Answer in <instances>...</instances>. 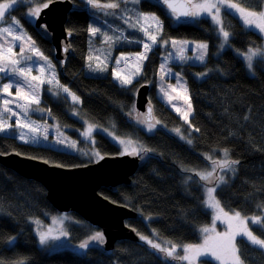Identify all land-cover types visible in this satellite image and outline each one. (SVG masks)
Listing matches in <instances>:
<instances>
[{"label":"trees","instance_id":"1","mask_svg":"<svg viewBox=\"0 0 264 264\" xmlns=\"http://www.w3.org/2000/svg\"><path fill=\"white\" fill-rule=\"evenodd\" d=\"M71 1L74 9L69 13L66 27L76 36L72 41L74 55L69 57L65 67L56 59L53 45L39 33L34 21L27 17L29 3L21 2L11 11V16L20 21V29L35 41V45L54 65L60 84L68 87L81 101L73 103L71 97L63 92H59L60 99L55 100L49 91L51 86L44 84L40 104L34 105L32 109L40 113L46 110L47 114H28L29 119L39 125L45 122L56 124L68 135L88 145L90 141L102 156L118 154L117 145L103 134L94 133L95 130L91 139L82 136L83 140L80 135L67 131V128L76 127L82 133L87 127V124L85 127L72 116L71 111L76 109L91 123L112 125L118 136L131 138L151 150L141 153L146 155V159L132 177L133 186L123 184L116 191L107 188L100 190L104 197L115 202L121 199L125 191L127 206L144 215L143 220H128L126 224L136 228L141 235L152 236L154 233L160 239L184 244L200 242L199 229L211 223L212 215L203 205L202 185L205 182L200 181L193 171L185 169L206 168L209 163L205 159L206 155L217 149H228L230 158L240 162L234 179L217 190V199L226 210L230 207L248 216L259 214L256 206L264 202V62H261V58L255 61L253 68L256 74L252 75L236 52H244L249 47H264L263 37L247 30L237 17L225 11L223 19L232 35L229 46L218 54L220 38L210 19L200 18L175 24L168 10L155 0L139 2L140 12L155 13L163 22L160 39H187L208 44L205 63L176 66L186 80L191 99L192 127H189L158 97L161 43L154 45L147 53L148 59L142 62L141 74L133 78L131 85L122 86L113 75L114 69L123 70L122 75L135 71L132 65L137 63L136 54L144 51L143 42H149L142 32H129V42L114 49L106 75L86 74L88 29L97 18L87 0ZM100 2L107 3L110 0ZM0 26H7V23ZM121 56L129 58L128 67L124 62L116 65V58ZM45 68V75H48L46 65ZM201 73L207 75L201 76ZM144 84H151L150 98L161 123L152 134L137 125L135 117L138 112L136 109L133 112V107L136 108V93ZM52 91L58 92L57 89ZM20 118L23 119V116ZM16 119L12 117L9 123L15 125ZM169 128H191L192 132L194 130L193 144L180 140L167 131ZM21 132L30 138L31 133L27 128L13 127L7 132H0V153L17 152L64 167L97 161L80 153L45 146L40 142L42 138L38 142L26 143L19 138ZM57 214L59 212L47 200L41 184L0 164L2 264H18L19 261L24 264H173L144 241L121 240L113 251L104 250L100 244H90L84 255L67 250L48 252L40 247L33 220H44L47 215ZM69 216L65 228L73 245H79L96 232H101L78 214L71 212ZM253 232L264 238L256 227H253ZM11 238H15L13 243H9ZM237 246L241 249L245 264H264L262 250L240 239ZM212 264H216L215 261Z\"/></svg>","mask_w":264,"mask_h":264},{"label":"snow or ice","instance_id":"2","mask_svg":"<svg viewBox=\"0 0 264 264\" xmlns=\"http://www.w3.org/2000/svg\"><path fill=\"white\" fill-rule=\"evenodd\" d=\"M22 0H0V24L7 23V26H0V40L4 43L0 44V73L6 74L7 78L10 80L9 83H4L0 86V93L6 96L13 97V99H4L3 104L0 105V132H7L13 127L17 129H28L31 133L30 138H26V134L21 132L20 139L24 140L26 143L38 142L40 138L44 140L48 139L47 130L48 125H39L35 121L29 119V111L32 110L33 105L40 104V92L44 84H48L51 87L49 91L57 89L58 92L54 94H59V92L66 93L67 96L71 97L73 103H80V97L72 92L68 87L60 84L57 78L55 67L50 60L39 49L35 46V41L32 40L27 33H24L20 29V21L14 16H11V11L16 7L18 3ZM121 2L127 3V0H110L107 3H101L100 0H87V3L91 5L94 9L102 10H117L121 7ZM140 0H133V3L138 4ZM52 3V0H29L28 15L34 19H39L40 14L43 9H47ZM157 3H162L166 7L171 17H174L177 22H180L182 18H200L207 17L210 18L212 24L220 37H222V43L220 47L223 48L228 44L232 33L227 30L222 9L226 10L228 15L237 17L246 28L257 30L259 33L264 34V0H157ZM131 19V18H129ZM128 23L126 19L124 21ZM45 31L47 25H40ZM129 27L137 29L144 34L147 41L143 42L142 46L144 51L136 54L137 63L132 65L135 68L134 72L129 71L128 75H122V71L113 70L114 77L119 81L122 86L131 85L133 83V78L141 74L143 68V61L148 59L147 53L152 50V47L157 43L162 45H168L169 40L160 39L163 32V22L160 17L155 13H145L137 12L135 17V22L129 24ZM17 29H20L18 32ZM92 36L98 34L103 35V42L108 44L109 49L112 44L121 39L120 36H111L107 33H101V30L97 27L90 26L88 29ZM71 35V32L68 33ZM11 37V40H8ZM15 41H22L20 44V51L16 53L14 51ZM171 46L176 49V58L185 61L189 59L184 53L186 51V46L190 43L189 41H177L171 40ZM198 55L195 59L203 62L208 52V44L204 42H193ZM27 45V46H25ZM68 49L65 48L64 51ZM99 51V50H97ZM31 53V55H28ZM244 60L247 62V67L252 70L254 67V60L256 58H261V62H264V47H249L246 51L240 53ZM43 60L44 65L35 67L33 63L32 66H22L27 61H35L36 58ZM172 57V53H169L165 57V63H161V82L164 81L166 76H174L177 81V86L183 90L184 94L177 91V86L168 84L167 88L161 84L160 92L168 102L171 104L173 100L181 99L187 104L188 111L183 113V119L188 122V116L190 115L192 105L190 98L187 95L188 89L186 83H182V77L179 73H172L171 68L167 67V61ZM88 68L93 72H104L107 71V60L109 56H93L90 54L88 56ZM128 59L126 57H118L115 60L117 66L124 62L125 66L128 67ZM49 70V74L45 75L46 68ZM38 72V75H32L33 70ZM201 76L207 75L206 73H201ZM12 77H16L17 80L12 82ZM15 87V94L11 89ZM169 90L172 92H177L176 96L170 95ZM23 101V103L19 102ZM15 104L16 108L20 109V112L13 110L10 105ZM175 107V105H173ZM179 112L180 108H176ZM133 112L135 108L133 107ZM5 114H8L7 117ZM131 116L132 113H129ZM23 116V119L20 117ZM143 116V119L140 117ZM12 117H17L15 125L9 123ZM137 121L141 124H145L147 129L151 131L160 123L159 120H155L152 115V109L149 106L148 112L146 114L136 113ZM247 119V117H245ZM154 121V122H153ZM86 129L81 133L85 139H91L93 131L97 128V125L93 123H88ZM43 129V131H41ZM57 131L59 132V127L57 126ZM105 131H108L105 129ZM178 134L179 129H174ZM199 131V129H196ZM113 137L120 145L123 146L122 155H136L139 156L142 152L151 151L150 149L139 145L136 141L131 138H121L116 136L113 132L108 133ZM62 135V133H61ZM184 138V137H182ZM57 143L64 144L65 140L58 139ZM94 143V141H93ZM187 143L191 144L192 141L189 139ZM70 147L75 148L76 142L72 141L69 144ZM94 155L99 159L104 157L99 153L95 152ZM224 158L220 160L212 159L211 156H206L205 159L211 161V170L198 171L195 169H185V171H193L196 176L199 177L200 181L205 182L202 187H204V199L203 205L212 211V223L211 226H203L199 229L203 236V240L200 243L195 244H184L176 243L173 241H163L162 243H157L148 236L139 235V239L144 241L152 249L158 253H162L164 257L171 260H176L182 262V264H212L213 261L218 262V264H245L242 259L241 249L237 246V238L241 241H246L250 245L264 250V238L254 234L249 224L255 226L261 235H264V202L257 204L259 209V214L248 216L242 214V211L230 208L226 211L225 207L221 205L219 199H217L216 192L217 187L221 184H226L224 175H217V170L221 172H236L235 165L240 162L238 160L229 159V150L223 149ZM47 163V161H44ZM60 165H57L59 167ZM191 179V177H189ZM215 184L213 187H208L207 185ZM220 221L222 224L226 225L223 232H218L216 230V222ZM56 221L54 220V223ZM62 223V220L60 221ZM36 223H39L37 221ZM39 243L41 245H46L49 240H59L61 237H67L68 233L64 230L59 231V235H52V229L47 232H39ZM15 238H11L9 243ZM96 242L100 245L105 243V237L102 232H96L94 235L90 236L88 240L83 241L79 244L80 249H87L89 244ZM2 264V262H0ZM18 264H24L23 261H19Z\"/></svg>","mask_w":264,"mask_h":264},{"label":"water","instance_id":"3","mask_svg":"<svg viewBox=\"0 0 264 264\" xmlns=\"http://www.w3.org/2000/svg\"><path fill=\"white\" fill-rule=\"evenodd\" d=\"M158 4L166 9L162 3ZM73 9L74 3L71 0H54L47 9L42 10L39 19L34 21L39 33L53 45L55 57L63 66L69 57L74 55L72 41L76 35L66 27L69 13ZM192 19L182 18L181 21L188 22ZM40 25H47L46 31ZM69 32L71 35H68ZM65 48L68 50L64 51ZM150 88L149 84H145L138 90L136 111L146 114L150 106L153 117L158 120L154 104L149 97ZM141 117L143 119V116ZM103 157L87 165L64 167L11 152L0 153V163L22 177L41 182L47 188V200L57 212L76 213L99 228L105 237V243L100 246L106 251H113L121 240L141 241L138 230L127 225L126 221L143 220V214L132 208L114 204L104 197L100 190H114L119 185L132 182V177L142 165L143 159L136 155L119 154Z\"/></svg>","mask_w":264,"mask_h":264},{"label":"rangeland","instance_id":"4","mask_svg":"<svg viewBox=\"0 0 264 264\" xmlns=\"http://www.w3.org/2000/svg\"><path fill=\"white\" fill-rule=\"evenodd\" d=\"M22 2L23 3H29V0H22ZM89 7L91 8V11H93L95 13V16L97 18L94 22H92V24L90 26L99 28L101 30V33H107L108 35H111V36H114V37L115 36H120L121 37V39L119 41L113 43L112 44V47L109 49L108 44H106V43L103 42V35L98 34L96 36H92L89 33V36H88V52H87V58H88V56L90 54V51H91V54L94 57L95 56H101V58H103L104 56H109V59L107 60V71H104V72H93V71H90L89 68H88L89 61L87 59L86 60V64H87V66H86V73L88 75H94V76L103 75L104 76L108 72L109 64H110V62L112 60L114 49L117 46H120V45L124 44L125 42H129V38H128V33L129 32H139L138 28L137 29H133V28L129 27V24L135 22L136 13L137 12H140V10H139V3L136 4V3H133V0H127V3L121 2V7H120V9H117V10L94 9V8L91 7V5H89ZM225 11L226 10H223L222 9V14ZM169 15H170V13H169ZM27 17L31 21H35V19L32 18V17H30L29 15H27ZM129 18H131V19H129ZM200 18H207V17H203L202 16ZM200 18L192 19V21L199 20ZM126 19L128 20V23H125L124 22ZM172 19H173V22L175 24H178L179 23V22H177L175 20L174 17H172ZM208 19H210V18H208ZM246 29L247 30H251V31H255V32L259 33L257 30H253V29H250V28H246ZM259 34L264 39V34H261V33H259ZM219 38H220V44H221L223 42L222 41V37L219 36ZM8 40L10 41L11 40V37H8ZM171 40H177V41H185L186 40V41H189L190 42L186 46V51L184 53L187 57H189V59H187L185 61H181V60H179V59L176 58V49H174L171 46V43H170ZM193 42L199 43V42H204V41H191V40H187V39H170L168 45H166V46L165 45H162L161 46L162 53H163L161 63H165V57L168 56L169 53H172V57L166 62L167 63V67L168 68H171L172 73H179L180 74V76L182 77V83H186V80L183 77L182 73L176 68L177 65H183V64H186V63L203 64V63H205V61L207 59V55H206L205 60L203 62H200L199 60L195 59V56L198 55V52L195 49V46H194V43ZM3 43H4V41L3 40H0V44H3ZM21 43H22V41H15L14 42V44H15L14 51L16 53H19V51H20V44ZM204 43H206V42H204ZM220 44H219L218 54H221L229 46V42L223 48L220 47ZM25 46H27V45H25ZM97 50H99V51H97ZM39 51L41 52L40 49H39ZM240 53H242V52H239V51L236 52V54L244 61L245 66H246L248 72L250 74H252V75L256 74V71L254 70V68L252 70H249L248 69L247 62L244 60L243 56L240 55ZM28 55H31V53H28ZM257 59L258 58H256L254 60V63H255V61ZM33 63L35 64V67H39L40 65H44V61L43 60H40L37 57L34 62L33 61H27L22 66H32ZM35 67H34V70H33V73L32 74L33 75H38V72L35 70ZM160 77H161V72H160V68H159L158 78H157V87H158L157 94H158V97L166 105H168L185 122L186 125H188L189 127H192L191 124H190V117L192 116V112H193L192 109H191L190 115L188 116V122H186L185 119H183L182 117H183V113L186 112V111H188L187 104H185V102L183 100H181V99L173 100L172 103L170 104L168 102L167 98H165L163 96V94L160 92V88H161V84L162 83H163V86L166 87V88H167V85L168 84H172L174 86H177L176 78L174 76H166L165 79H164V81L161 82ZM0 80H1L0 81V86H2V84H4V83H9L10 82V80L7 78L6 74H3V73H0ZM16 80H17L16 77H12V82H15ZM186 87H187V85H186ZM11 91L13 92V94H15V87H13L11 89ZM177 91L180 92L181 94H184L183 93V90L180 89L179 86H177ZM169 92H170V95H172V96H176L177 95V92H172L171 90H169ZM51 93L54 94L56 92L55 91H51ZM187 95L190 98L188 92H187ZM4 99H13V97H9V96H6L3 93H0V105L3 104V100ZM19 102L23 103V101H19ZM190 102H191V100H190ZM173 105H175V107H173ZM10 107H12L14 111L20 112V109L19 108H16L15 104L10 105ZM176 108H180V111L177 112L176 111ZM29 114H37V115H40L42 113H40V112L35 111V110L32 109V110L29 111ZM71 114H72V116H74L77 119H79L85 125V127H86V123H85L86 121L88 123H91L90 121H88L87 119H85L76 109H73L71 111ZM137 124L145 132H147L149 134H152V133H154L157 130V126L154 129H152L151 131H149L147 129V126L145 124H141L139 122H137ZM43 125H48L49 126L48 127V130H47L48 139L47 140H44L42 138L41 141H40L43 145L50 146V147H54V148H59V149L66 150V151H70V152L80 153L82 156L87 157L89 159H92L93 161H95L96 159L99 160L98 157H96L95 155H93L97 151H96V148L91 144L90 141H89L90 144L88 145L87 142L81 141L79 138L72 137V136L68 135L67 133H65L64 131H62L61 129H59V132H58L57 131V125L56 124L53 125V124H49L48 122H45ZM95 125H97V128L95 129L94 133H100V134H103L104 136H106L109 140H111L114 144L117 145V147H118V154L119 155H122L121 153L123 152V146L120 145L116 140L113 139L112 136H110L108 134L109 132H113V129H112L113 126L112 125L102 126V125H98V124H95ZM67 129L70 130V128H67ZM105 129H107L108 131H105ZM179 130H180V132L178 134L172 128L167 129V131H169L170 133L176 135L180 140H182V141H184L186 143H187V140L190 139L192 141V143L190 145H192L193 144V133H194V130H193V132H192L191 128L188 129V130H185V129H179ZM42 131H43V129H42ZM61 133H62V135H61ZM80 137L83 140L81 134H80ZM182 137H184V138H182ZM121 138H125V137H121ZM58 139L65 140V143L64 144L57 143V140ZM72 141H75L76 142V147L75 148H72V147L69 146L70 142H72ZM137 143L139 145H142L139 142H137ZM187 144H189V143H187ZM91 153H93V154H91ZM143 156L146 158V155H143ZM206 156H211L212 159H216V160H220V159H223L224 158L223 150H219V149L214 150L212 153H208ZM229 159L232 160L230 158V156H229ZM208 161H209L208 166L206 168H204L202 170H198V171L211 170V161L210 160H208ZM235 168H236V172L235 173H232V172H221V171L217 170V173L216 174L217 175H224L225 176V180L227 181L226 184L219 185V187H217V190L219 188L227 185L231 180L234 179V177L236 176V173H237V165H235ZM213 186H215V184H211L208 187H213ZM202 189H203V194H204V187H202ZM210 212H211V215H212V211L211 210H210ZM69 219H70L69 213H59L57 215H52V216L47 215L46 216V219H44V220L34 219L33 220L34 225H35L34 226V231L38 235V233L41 232V231L47 232L49 229H52V235H59V231L61 229L64 230V231H66L65 225H66V222ZM149 219L150 218H147V220H149ZM54 220L56 221L55 223H54ZM61 220H62V223L60 222ZM37 221H39V223H36ZM211 223H212V221H211ZM211 223L209 225H207V226H211ZM249 227L253 231V227H255V226L249 224ZM225 228H226V225L222 224L220 221H217L216 222V230L218 232H223L225 230ZM148 237L150 239H153L157 243H162L163 241H166L164 239L158 238L154 233H153L152 236H148ZM38 238H39V235H38ZM200 238H201L200 239V242H202L203 236H202L201 233H200ZM239 239L240 238H237V242H238ZM13 242H14V240H12L11 243H13ZM90 244H98V243L92 242ZM90 244H89V246H90ZM78 246L79 245H73L70 242L68 236L67 237H61L59 240H49L46 245H41L40 244V247L41 248H43L44 250H46L48 252H51V253L52 252H58V251H65V250H67V251H73V252H75L77 254H80V255L86 254L87 249L89 247L87 249H80ZM263 252H264V250H263ZM166 259L172 261L173 264H182V262H180V261L171 260L169 258H166ZM215 263L218 264V262H215Z\"/></svg>","mask_w":264,"mask_h":264},{"label":"bare ground","instance_id":"5","mask_svg":"<svg viewBox=\"0 0 264 264\" xmlns=\"http://www.w3.org/2000/svg\"><path fill=\"white\" fill-rule=\"evenodd\" d=\"M170 40V39H169ZM161 46H162V44H160V57H161V59H162V56H163V53H162V48H161ZM62 64V63H61ZM67 64V63H66ZM63 66V65H62ZM66 66V65H65ZM65 66H63V67H65ZM86 66H87V64H86ZM87 74V73H86ZM88 75V74H87ZM90 76H94V75H90ZM97 76H103V75H97ZM145 85V84H144ZM143 86V85H142ZM140 89V88H139ZM138 89V90H139ZM138 92V91H137ZM53 96L56 98L55 100H59L60 99V94H53ZM136 96H137V93H136ZM152 96V93H151V88H150V92H149V97H151ZM191 100V99H190ZM135 101H136V97H135ZM136 109V108H135ZM138 125V124H137ZM112 129H113V133L116 135V136H118L117 134H116V132L114 131V127H112ZM67 131H69V132H73L75 135H80L81 134V131L79 130V129H77L76 127H74V128H70V130H68L67 129ZM111 141V140H110ZM115 155H117V154H115ZM1 165H3L2 163H0ZM4 166V165H3ZM5 168H7V169H9V170H12L11 168H9V167H6V166H4ZM12 171H14V170H12ZM14 172H16V171H14ZM34 181H36V180H34ZM37 183H39V184H41L43 187H44V189H45V191H46V196H47V188L41 183V182H38V181H36ZM123 185V184H122ZM125 185H127V186H133L134 185V181H132V182H130L129 184H125ZM119 186H121V185H119ZM118 186V187H119ZM118 187L116 188V189H114V190H112V189H109V190H112V191H116L117 189H118ZM111 202H113L114 204H117V205H119V206H123V207H127V208H132L133 209V207H129V206H127V205H129L128 203H127V199H126V197H125V191L122 193V197H121V199H119L117 202H115V201H112V200H110ZM135 210V209H134ZM136 211V210H135ZM138 213H141V212H139V211H137ZM141 214H143V213H141ZM143 218H144V215H143ZM263 251V250H262Z\"/></svg>","mask_w":264,"mask_h":264},{"label":"crops","instance_id":"6","mask_svg":"<svg viewBox=\"0 0 264 264\" xmlns=\"http://www.w3.org/2000/svg\"><path fill=\"white\" fill-rule=\"evenodd\" d=\"M32 75H33V74H32ZM0 81H1V80H0ZM40 96H41V92H40ZM40 101H41V97H40ZM32 107H34V106H32ZM41 113H42V114H47V111H46V110H42ZM141 118H142V117H141ZM160 125H161V124H160ZM160 125H159V126H160ZM156 126H157V125H156ZM157 128H158V126H157ZM58 149H59V148H58ZM61 150H62V149H61ZM139 156L143 159V163H144V161H145L146 158L143 156V154H140ZM99 160H100V159H99ZM97 161H98V160H97ZM95 162H96V161H95ZM143 163H142V164H143ZM86 165H87V164H86Z\"/></svg>","mask_w":264,"mask_h":264},{"label":"flooded vegetation","instance_id":"7","mask_svg":"<svg viewBox=\"0 0 264 264\" xmlns=\"http://www.w3.org/2000/svg\"><path fill=\"white\" fill-rule=\"evenodd\" d=\"M151 86V84H149Z\"/></svg>","mask_w":264,"mask_h":264}]
</instances>
